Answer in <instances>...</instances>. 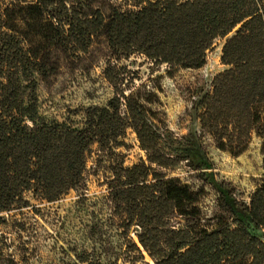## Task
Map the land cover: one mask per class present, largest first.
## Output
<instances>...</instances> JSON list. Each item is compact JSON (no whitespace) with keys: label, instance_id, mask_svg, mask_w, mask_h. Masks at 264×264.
<instances>
[{"label":"trees","instance_id":"obj_1","mask_svg":"<svg viewBox=\"0 0 264 264\" xmlns=\"http://www.w3.org/2000/svg\"><path fill=\"white\" fill-rule=\"evenodd\" d=\"M131 1L135 9L113 8L107 17L98 9L84 15L69 0L0 2V214L26 206L29 190L56 201L78 188L94 143L121 145L131 127L148 163L115 170L110 198L126 228H140L138 242L155 264H264V239L254 231L264 229V180L248 203L240 201L234 185L218 179L198 132L165 136L139 97L124 93L112 65L105 77L115 95L107 106L86 109L84 128L40 116L35 74L55 72L52 46L85 53L102 34L118 58L142 53L155 64L192 69L206 64L216 39L234 32L222 48L228 67L194 105L197 119L216 147L235 157L253 132L264 139V0ZM181 162L219 194L223 214L213 229L200 223V192L153 168ZM175 216L186 226L171 225Z\"/></svg>","mask_w":264,"mask_h":264},{"label":"rangeland","instance_id":"obj_2","mask_svg":"<svg viewBox=\"0 0 264 264\" xmlns=\"http://www.w3.org/2000/svg\"><path fill=\"white\" fill-rule=\"evenodd\" d=\"M13 1L23 4L34 0H0L2 6ZM69 6L88 16L98 9L105 17L113 8L135 9L131 0H69ZM233 33L216 39L206 54V64L192 69L155 64L142 53L118 58L102 34L94 36L85 53L52 46L49 62L55 72L46 77L35 74L38 112L48 122L84 128L86 109L107 106L115 95L105 77V69L112 65L124 93L139 97L165 136L182 139L193 130L198 132L218 179L231 182L236 197L248 203L264 180V139L253 132L244 153L232 156L216 147L211 135L202 129L194 108L202 95L212 91L214 77L228 67L222 63L221 54L226 38ZM120 110L126 114L123 105ZM120 143L110 148L94 143L87 154L83 182L60 199L47 201L29 190L24 194L26 206L16 205L0 214V264H155L138 242L140 228L133 224L127 229L110 198L115 170L148 163L146 151L141 149L131 127ZM153 168L200 192V223L209 229L217 226L216 218L223 214L218 205L219 194L197 171L187 162L175 168ZM171 225L186 226L181 216L173 217ZM254 231L264 239V229ZM133 242L140 250L131 246Z\"/></svg>","mask_w":264,"mask_h":264}]
</instances>
